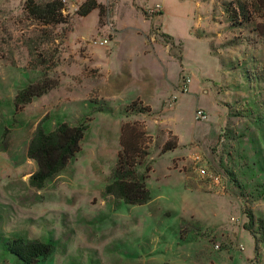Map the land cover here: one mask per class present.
Listing matches in <instances>:
<instances>
[{
	"label": "rangeland",
	"instance_id": "1",
	"mask_svg": "<svg viewBox=\"0 0 264 264\" xmlns=\"http://www.w3.org/2000/svg\"><path fill=\"white\" fill-rule=\"evenodd\" d=\"M26 1L0 0V264H264L259 0H98L104 10L86 17L85 0H64L57 25L31 18ZM46 81L57 86L15 106ZM135 122L153 140L144 205L105 193L122 126ZM40 123L85 131L80 152L35 188L28 147ZM18 239L51 253L26 263L11 251Z\"/></svg>",
	"mask_w": 264,
	"mask_h": 264
},
{
	"label": "trees",
	"instance_id": "2",
	"mask_svg": "<svg viewBox=\"0 0 264 264\" xmlns=\"http://www.w3.org/2000/svg\"><path fill=\"white\" fill-rule=\"evenodd\" d=\"M260 11L264 10V0H259ZM64 0H51L44 5L36 0L26 1L28 15L46 25L66 23L63 15ZM104 10V5L98 0H85L77 15L88 16L94 10ZM54 41L51 42L53 44ZM36 47V46H35ZM34 66H44L47 62L42 60V53L37 54L36 48L28 46ZM58 54V49L55 51ZM56 57V56H55ZM57 61L53 58L50 67H55ZM57 86L54 81H46L37 85H30L19 92L15 98V106L19 107L32 101L35 97L46 94ZM142 103L141 100H137ZM131 111V109H128ZM140 113H149L151 108L144 106ZM83 127H71L61 124L51 132H46L40 123L30 141L28 156L37 164V172L31 177L30 183L35 188H42L44 184L62 171L66 165L80 152L81 141L84 136ZM152 137L146 132L145 126L140 122L126 123L122 126L120 136L121 149L110 183L105 187V193L129 205H144L150 200V192L146 186V175L140 172L150 154ZM177 142L166 143L163 151L175 149ZM249 225L254 223V215L248 214ZM11 251L26 263H31L36 257H46L51 253L52 246L36 242L15 240L10 244Z\"/></svg>",
	"mask_w": 264,
	"mask_h": 264
},
{
	"label": "crops",
	"instance_id": "3",
	"mask_svg": "<svg viewBox=\"0 0 264 264\" xmlns=\"http://www.w3.org/2000/svg\"><path fill=\"white\" fill-rule=\"evenodd\" d=\"M120 71H121V76H123V77H125V78H123V80H126V79H128L129 77H131V68H130V66L129 65H122L121 67H120V69H119ZM129 70H130V73H129ZM129 73V74H128ZM128 74V75H127ZM148 77H149V75H145L144 77H143V80L145 81V82H147V80H148ZM137 98H140L141 100H142V98L141 97H137ZM136 99V98H135Z\"/></svg>",
	"mask_w": 264,
	"mask_h": 264
}]
</instances>
